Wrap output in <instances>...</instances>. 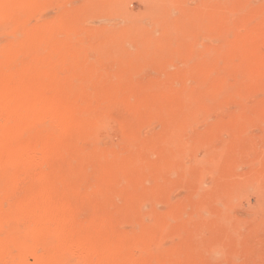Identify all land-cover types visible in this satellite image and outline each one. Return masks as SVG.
<instances>
[{"label": "rangeland", "instance_id": "obj_1", "mask_svg": "<svg viewBox=\"0 0 264 264\" xmlns=\"http://www.w3.org/2000/svg\"><path fill=\"white\" fill-rule=\"evenodd\" d=\"M0 83V264H264V0H0Z\"/></svg>", "mask_w": 264, "mask_h": 264}, {"label": "bare ground", "instance_id": "obj_2", "mask_svg": "<svg viewBox=\"0 0 264 264\" xmlns=\"http://www.w3.org/2000/svg\"><path fill=\"white\" fill-rule=\"evenodd\" d=\"M2 77H6V75H2ZM16 95L15 94V89L13 90V89H11V88H9L6 84H4V83H0V98H2V97H7V96H9V98L11 97V95ZM14 95L12 96V98H14ZM22 95V94H21ZM33 95H35V94H33ZM32 95V96H33ZM16 96H18V95H16ZM21 98V96H18V97H15L14 99H12V100H14V103H15V101H16V103L14 104V106L13 107H10V106H12V105H8L9 107H7L8 108V110H7V112H6V115L7 116H0V120L3 118V121H5V123L7 124V127H8V125L12 122L13 123V119H14V122H16L17 124L19 123V122H24V125H25V122H32L33 124H35V126H37L38 127V129L36 130V132H35V134L32 136V138L30 137V135L28 136V138L27 139H20L19 140V142H18V139H16V142H18V143H16L15 142V145H13V140H12V144H11V140L9 139V140H7V139H5L6 138V136H5V138H3V141H2V143H5V147L6 148H4V150L2 151H0V154H3L4 155V158H5V160H4V162H3V164H5V165H9L10 163H13L16 159H18L17 157V154H19V152L17 153V151H20V150H22V149H24V150H27V151H29V152H31V153H33V152H35V150L33 149V148H35L37 145L36 144H39L40 145V143H36L35 144V142L37 141H39V140H41V145L40 146H42V145H45V144H52L53 145V143L56 141V139H57V134H56V132L55 131H53L52 129H54V128H51V125L53 126V124H56V123H61L62 122V119H63V116H64V112H62L61 111V107H63V106H60V105H56V104H50V103H48V102H46V101H44L45 102V104L44 103H42V102H40V103H38V104H40V105H36L35 103L34 104H31L32 103V101H30L28 104H31L32 106H34L33 108H38V109H40V107H43V109L42 110H44V107L46 106V104L47 105H55V112L57 113V110H58V108H57V106L59 107V112H61L60 114H58L57 116H56V114H54V116L52 117V116H50V114L49 113H54L53 112V107H52V109H50L51 111L48 113V115L49 116H47L46 114L44 115L43 113H41V114H36L35 115V112H34V116H33V113H31L30 115H27V113H26V111L27 110H29V108L30 109H33L32 107H31V105H28L27 106V104H25L23 101H22V99H24V96H23V98L22 99H20ZM26 98V97H25ZM4 98H2L1 100H3ZM0 100V101H1ZM7 100V99H6ZM11 100V101H12ZM30 100V99H29ZM33 101H34V99H32ZM7 103V102H6ZM6 103H5V105H6ZM27 103V102H26ZM3 104H4V102H3ZM3 104L1 103L0 104V111H1V109H2V113H3V111H5V109L4 108H6V107H4L3 106ZM38 106V107H37ZM47 107H49V106H47ZM46 108V107H45ZM56 108H57V110H56ZM17 110L18 109V111H19V113L20 114H16V112H15V115L13 114V112L15 111V110ZM49 109H48V111H49ZM41 111V110H40ZM29 113H30V111H28ZM47 112V111H46ZM58 112V113H59ZM1 113V114H2ZM38 113V112H37ZM13 116H15V118H13L12 119V117ZM18 116V117H17ZM4 117H6V118H4ZM12 120V121H11ZM2 121V120H1ZM11 121V122H10ZM4 123V124H5ZM11 123V124H12ZM5 124V125H6ZM23 124V123H22ZM2 125H3V123H2ZM12 125H14V124H12ZM18 125H21V124H18ZM18 125H16V126H18ZM15 126V125H14ZM21 126H23V125H21ZM34 126V127H35ZM48 126V127H47ZM6 126H3V128H5ZM9 127H10V125H9ZM36 127V128H37ZM17 128V127H16ZM19 129V128H18ZM2 130V129H1ZM5 129H3L2 131H4ZM9 130V129H8ZM10 130H11V128H10ZM12 130H13V126H12ZM20 130H22V127H21V129ZM16 130H14V132H15ZM19 131V130H18ZM23 131V130H22ZM33 131V130H32ZM6 132V131H5ZM28 132V131H27ZM21 133V132H20ZM24 133H26V130L24 131ZM10 133L8 132V135H9ZM23 133H21V136H20V134H19V137L21 138V137H24L25 135H22ZM29 134H31V133H29ZM16 135V134H15ZM27 135V134H26ZM4 136V135H3ZM13 136H14V133H13ZM12 136V137H13ZM9 138V137H8ZM11 138V137H10ZM26 138V137H25ZM2 139V138H1ZM14 140H15V136H14ZM36 140V141H35ZM1 141V140H0ZM40 142V141H39ZM44 142V143H43ZM1 143V144H2ZM18 144V145H17ZM35 144V145H34ZM55 144V143H54ZM52 145H50L51 146V148H52ZM11 146V147H10ZM1 147V146H0ZM7 147H10V148H7ZM43 147V146H42ZM48 148V145H46L45 146V148ZM44 147L43 148H41L39 151L41 152L42 151V149L43 150H46V151H50V150H48L47 148L45 149ZM50 148V147H49ZM34 151H33V150ZM31 150V151H30ZM36 150H37V148H36ZM24 153H25V151H24ZM24 153L22 152V154L24 155ZM36 153H38V152H36ZM28 153H26V155H27ZM43 154H44V152H43ZM32 154H30V156H31ZM1 156V155H0ZM5 156H7V158L5 157ZM27 156H29V154L27 155ZM30 156H29V160H31L32 159V157L30 158ZM35 156H36V154L34 155V157L33 158H35ZM2 157V159H3V156H1ZM20 157V156H19ZM23 157V156H22ZM37 157V156H36ZM21 158V157H20ZM25 158H27V157H25ZM22 160V159H21ZM33 160V159H32ZM35 160H37V158L35 159ZM1 161V160H0ZM18 161V163H19V159L17 160ZM16 161V162H17ZM26 161H27V159H26ZM35 162V161H34ZM22 163V162H21ZM17 164V163H16ZM16 164H14V168H15V165ZM20 164V163H19ZM8 165H7V167H8ZM2 166V165H1ZM0 166V167H1ZM6 167V166H5ZM6 167V168H7ZM6 168H4V170H6ZM9 168V167H8ZM8 168H7V170L6 171H4V172H7V171H9L8 170ZM12 168V167H11ZM3 168L1 167V170H0V173H2L3 172V170H2ZM12 170V169H11ZM36 174V173H35ZM36 175H39V174H36ZM42 176V175H41ZM41 176L39 177L40 179H41ZM37 177V176H36ZM35 177V178H36ZM38 178V177H37ZM39 180V179H38ZM41 181H43V177H42V180ZM44 182V181H43ZM40 182L38 181V186L40 185L39 184ZM42 183V182H41ZM44 185H45V183H44ZM40 189V188H39ZM31 193H32V191H31ZM33 194L34 193H32V195L31 194H29V195H26V197H29V196H32V198L34 199V197H33ZM38 193H37V191H36V195H37ZM40 194V193H39ZM36 195H34L35 196V199L33 200V201H35V200H37V196ZM42 196V195H41ZM44 197H45V195H44ZM31 198V197H30ZM29 198V199H30ZM41 199H38L37 200V202L35 203V205L36 204H39V202H41V205H42V201L44 202V199H43V196L42 197H40ZM41 200V201H40ZM33 201L31 202V200L30 201H26V202H28V204L30 205V208H31V206L33 207V206H35V205H33ZM47 201H48V199H47ZM32 204H31V203ZM49 202H50V200H49ZM19 204V203H18ZM48 204V203H47ZM51 204V203H50ZM41 205H39L40 207H41ZM49 205V204H48ZM48 205H46V208H48L47 206ZM26 206H27V210H28V205L26 204ZM14 207V206H13ZM18 207V206H17ZM25 207V206H24ZM45 208V205L43 206L42 205V208ZM29 208V209H30ZM39 209L40 210V208L38 207V205H37V207H36V209ZM43 208V210H44V213L42 214H40V213H38V216H39V214L40 215H44L43 216V218L42 217H39L40 219L42 218V220H37V219H33L34 220V222H35V220L36 221H44L45 220V218H46V216H47V213H46V216H45V212H46V210ZM54 208V207H53ZM53 208H48V213H50V217H53L54 216V213H52L53 212ZM11 209H15L16 210V208H11ZM32 209V208H31ZM35 209V210H36ZM1 210H2V208H1ZM14 210V211H15ZM21 210H22V212H23V207L21 208ZM24 210H25V208H24ZM3 211V213H1V211H0V227H3L4 225H6V224H4V222H5V220L8 218V220L11 222V215H13L14 217H15V214L13 213V214H9V213H6L5 212V210H2ZM16 213H17V211H15ZM18 212L20 213V210H18ZM21 212V213H22ZM32 213H33V210L31 211ZM30 212V213H31ZM5 213H6V215H5ZM11 213V212H10ZM26 213H28L27 211H26ZM31 213V214H32ZM7 214H8V217H7ZM18 214V213H17ZM21 215H23V213L21 214ZM20 215V217H22ZM24 215H26L25 214V211H24ZM30 215V214H29ZM36 215V214H35ZM58 215H59V212H58ZM57 215V216H58ZM6 217L5 219H4V217ZM18 216V215H17ZM37 216V215H36ZM56 216V217H57ZM14 217H13V219H14ZM27 217V216H26ZM55 217V216H54ZM18 217H15V219H17ZM59 218V217H58ZM12 219V220H13ZM14 219V220H15ZM44 219V220H43ZM55 219H57V218H55ZM52 220V219H51ZM7 221V220H6ZM16 222H17V220H15ZM20 220H18V222H19ZM17 222V223H18ZM57 222V221H56ZM13 223V222H12ZM4 224V225H3ZM11 224V223H10ZM10 224L8 223V225H6L7 226V228H8V226H9V228H11V226L12 225H14V224H16V223H14V224H12L11 226H10ZM31 224H33V222H31ZM30 225V224H29ZM34 225V227L36 226V227H38V225L36 224L35 225V223L33 224ZM50 226V225H49ZM49 226L47 227V229H46V231L48 230V231H50L48 228H49ZM36 227L34 228V230L33 231H35V229H36ZM24 228H25V226H24ZM26 228H27V225H26ZM28 228H29V226H28ZM43 228H45V227H42V229ZM1 229V228H0ZM33 229V228H32ZM42 229L40 230V231H42ZM19 230V231H18ZM17 231L18 232H14V234H12L13 236H17V234L16 233H18V235H19V232L20 231H22V229L20 230V228L18 229ZM31 230V229H30ZM37 230H39V229H37ZM55 230H57V229H54L53 228V231H55ZM7 231H8V229H7ZM45 231V230H44ZM43 231V234L42 235H46V234H49L48 232L46 233V231L44 232ZM13 232V231H12ZM57 232H58V230H57ZM57 232H54L53 234H54V238H57V235H58V233ZM9 233V232H8ZM22 233H24V232H22ZM40 233V232H39ZM65 233H66V231H65ZM21 234V233H20ZM51 234V233H50ZM49 234V235H50ZM53 234H51V235H53ZM57 234V235H56ZM11 235V236H12ZM24 235V234H23ZM50 235V236H51ZM66 235V234H65ZM52 237V236H51ZM65 241V240H64ZM58 242H61V241H57L55 244L57 245L58 244ZM52 246H54L55 248H57V249H59L60 250V248L62 249V250H60L61 252H66L67 250H65V251H63V248H64V246L65 245H63V248L62 247H60V246H62V243L59 245V248L58 247H56L54 244L53 245H51L50 247H51V249L53 248ZM65 247H67V246H65ZM58 250V251H59ZM52 251H55V250H53L52 249ZM51 251V253H53ZM55 253H57L56 251H55ZM39 257V256H38ZM38 260H39V258H37ZM40 260H42V258H40ZM40 260L39 261H37V262H34V264H39V263H41L40 262ZM36 261V260H35ZM44 261V260H43ZM54 263H56V264H59L58 262H54ZM53 263V264H54ZM42 264V263H41ZM49 264V263H48ZM61 264V263H60Z\"/></svg>", "mask_w": 264, "mask_h": 264}]
</instances>
